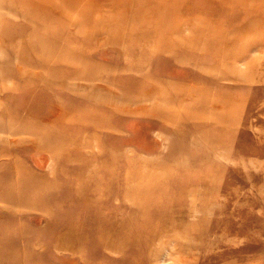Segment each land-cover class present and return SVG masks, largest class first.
<instances>
[{"label": "rangeland", "instance_id": "1", "mask_svg": "<svg viewBox=\"0 0 264 264\" xmlns=\"http://www.w3.org/2000/svg\"><path fill=\"white\" fill-rule=\"evenodd\" d=\"M0 51V242L264 264V0H0Z\"/></svg>", "mask_w": 264, "mask_h": 264}, {"label": "bare ground", "instance_id": "2", "mask_svg": "<svg viewBox=\"0 0 264 264\" xmlns=\"http://www.w3.org/2000/svg\"><path fill=\"white\" fill-rule=\"evenodd\" d=\"M66 11V10H65ZM8 15V14H6ZM13 15V14H12ZM227 32V31H226ZM22 39V38H21ZM20 39V40H21ZM19 41V40H18ZM20 43V42H19ZM22 43V42H21ZM20 45V44H19ZM18 46V45H17ZM17 51V50H16ZM1 52V51H0ZM256 60V59H255ZM23 68V67H21ZM253 68V67H252ZM19 69V68H18ZM20 71V70H19ZM32 75V74H31ZM47 79V78H46ZM78 87V86H77ZM79 88V87H78ZM106 88V87H105ZM77 89V88H76ZM107 89V88H106ZM111 89V88H110ZM3 91V90H2ZM118 91V90H117ZM94 92V91H93ZM96 93V92H95ZM117 96V95H116ZM125 98V97H124ZM117 99V98H116ZM150 100V99H149ZM148 102V100H146ZM131 102V101H130ZM145 102V101H144ZM146 102V103H147ZM138 103V102H137ZM150 104V103H149ZM147 105V104H146ZM123 106V104L121 105ZM127 106V105H125ZM213 106V105H212ZM120 107V105H119ZM130 107V106H129ZM133 107V106H132ZM147 107V106H146ZM127 108V107H126ZM140 108V107H139ZM145 108V107H144ZM137 109H134L133 111H136ZM58 113V112H57ZM69 116V115H68ZM55 117V116H54ZM1 133V131H0ZM10 133V132H9ZM9 135V134H8ZM14 138V137H13ZM9 139H11L9 137ZM15 139V138H14ZM8 140V139H7ZM27 140V139H26ZM10 141V140H9ZM14 142V140H11ZM58 142V140H57ZM28 143V142H27ZM10 144V143H9ZM38 144V142H37ZM33 147V146H32ZM7 173H3L0 174V183L3 182L6 178H7ZM7 180V179H6ZM3 184V183H2ZM14 194L13 193H9V192H3L0 191V199L2 198V200H6V201H12V199H16L13 198ZM42 198V197H40ZM20 199H24L23 196H21ZM13 202V201H12ZM16 209V208H15ZM36 209H39V207H37ZM194 213V212H193ZM189 221V220H188ZM188 223V222H187ZM185 240V239H184ZM27 244V243H26ZM171 246V245H170ZM11 247L12 250H8V248ZM187 247V246H186ZM172 249V248H170ZM189 250V249H188ZM170 251V250H169ZM172 251V250H171ZM185 251V250H184ZM189 252V251H188ZM183 253V252H182ZM186 253V252H185ZM187 254V253H186ZM190 254V253H189ZM164 255V254H163ZM169 256V255H168ZM192 256V255H191ZM181 257V256H180ZM190 257V256H189ZM165 258V257H164ZM193 258V257H192ZM32 259V260H31ZM179 259V258H178ZM183 259V258H182ZM31 260V261H30ZM165 260V259H164ZM185 260V259H184ZM183 260V261H184ZM190 260V259H189ZM28 261H30V263H27ZM193 261V260H192ZM26 262V263H23ZM31 262H33V264H37L38 259L36 257L33 256V254L30 253H22L20 251L19 246L15 243L14 239H9L7 240V242L4 240V242H0V264H31ZM163 264V262H162Z\"/></svg>", "mask_w": 264, "mask_h": 264}]
</instances>
